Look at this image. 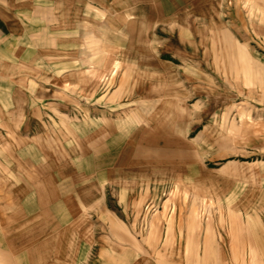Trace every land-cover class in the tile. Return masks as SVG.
<instances>
[{
    "label": "rangeland",
    "instance_id": "1",
    "mask_svg": "<svg viewBox=\"0 0 264 264\" xmlns=\"http://www.w3.org/2000/svg\"><path fill=\"white\" fill-rule=\"evenodd\" d=\"M0 3V264H254L264 0Z\"/></svg>",
    "mask_w": 264,
    "mask_h": 264
},
{
    "label": "crops",
    "instance_id": "2",
    "mask_svg": "<svg viewBox=\"0 0 264 264\" xmlns=\"http://www.w3.org/2000/svg\"><path fill=\"white\" fill-rule=\"evenodd\" d=\"M0 2H2V0H0ZM0 3V7H1ZM14 229L10 228L7 229L8 232L10 233H14L15 231H13ZM252 242H253V247H252V255H253V260H254V264H264V233H262L261 231H253V235L252 237ZM0 248L6 252H10L11 249H13L16 252L17 247L13 246L12 244L9 245V243H5L4 239L2 236H0ZM209 247L207 246L205 248V251L203 254H205V256H209L210 252H214V250H210L209 252ZM5 253V252H4ZM194 257V256H193ZM190 260V264H199V258H194V259H189ZM25 261V257L23 255H20L19 257L15 258V261H13V264H23Z\"/></svg>",
    "mask_w": 264,
    "mask_h": 264
}]
</instances>
